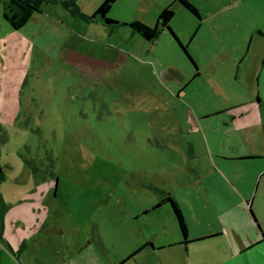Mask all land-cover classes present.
<instances>
[{"label":"rangeland","instance_id":"obj_1","mask_svg":"<svg viewBox=\"0 0 264 264\" xmlns=\"http://www.w3.org/2000/svg\"><path fill=\"white\" fill-rule=\"evenodd\" d=\"M102 1L44 3L15 29L0 0L6 191L19 186L24 159L35 162L50 178V220L127 251V226L150 235L164 221L163 211L136 218L161 191L181 205L193 234L213 231L217 205L233 200L226 176L237 175L264 229V179L255 178L264 158L223 159L245 150V138L264 149V0L199 17L174 7L178 39L165 28L153 41L125 23L153 26L172 0H116L113 24L94 15Z\"/></svg>","mask_w":264,"mask_h":264},{"label":"crops","instance_id":"obj_2","mask_svg":"<svg viewBox=\"0 0 264 264\" xmlns=\"http://www.w3.org/2000/svg\"><path fill=\"white\" fill-rule=\"evenodd\" d=\"M189 1L196 6L199 17L231 8L244 0ZM170 4L175 9L185 7L180 0H172ZM257 34L264 36V31L259 29ZM256 99L261 103L260 90L257 91ZM262 127L261 120L251 123L242 131H255ZM245 140V150L221 158L239 162L264 158V149L257 145L254 138ZM2 144H5V135L0 133L1 167L4 162L8 163L3 157ZM33 163V167L26 162L23 166L19 165L18 172L14 173L19 186L9 193L5 183L12 173L5 172L2 167L5 176L0 180V194L5 205L0 213V264H264V229L251 205V191L237 175L226 176L233 190V200L217 205L219 226L216 225L213 231L193 234L180 205L188 226V242H184L181 229L179 234L175 230L178 220L174 207L169 203H157L142 209L136 218L163 211L164 221L154 227L150 235L140 227L127 226L126 235L132 247L120 251L113 243L106 241L105 244L99 234L80 238L77 229L70 233L59 222L50 220L52 210L47 204L52 192L50 178L46 171L43 172ZM256 177L264 179V162L257 166ZM136 229L140 231L139 236L133 233ZM57 236L65 238L57 241ZM172 246H184L185 249L181 254H158Z\"/></svg>","mask_w":264,"mask_h":264},{"label":"trees","instance_id":"obj_3","mask_svg":"<svg viewBox=\"0 0 264 264\" xmlns=\"http://www.w3.org/2000/svg\"><path fill=\"white\" fill-rule=\"evenodd\" d=\"M55 1L56 0H7L8 5L5 9L4 15L6 20L12 25L13 28L19 29L27 23L28 19L30 18L33 12L39 11L41 9L44 3H50ZM115 1L116 0H103L101 4L97 7L94 15L104 18L107 23H112V24L118 23L108 15ZM180 1L189 11L198 15V10L193 3H191L189 0H180ZM174 16H175V9L173 8L172 4H169L159 13L155 25L153 26L148 25L140 20H134L131 21L130 23H125V24H128L134 32L139 33L149 41L155 40L160 35L162 30L165 28L169 29L172 32V34L177 38L176 34L174 33L170 25ZM182 47H184L185 49V46L182 45ZM24 160L31 167L34 166V163L31 162L30 160L28 159H24ZM4 176H5L4 170L0 166V180L3 179ZM161 192H162V196L158 204L171 203V205L174 207L176 218L178 220L180 229L184 236L185 239L184 242H188L187 241L188 226L184 218V214L180 207V204L170 192H166V191H161ZM4 205L5 203L3 197L0 194V213L2 212ZM263 242H264V233H263Z\"/></svg>","mask_w":264,"mask_h":264},{"label":"water","instance_id":"obj_4","mask_svg":"<svg viewBox=\"0 0 264 264\" xmlns=\"http://www.w3.org/2000/svg\"><path fill=\"white\" fill-rule=\"evenodd\" d=\"M56 186V185H55Z\"/></svg>","mask_w":264,"mask_h":264}]
</instances>
